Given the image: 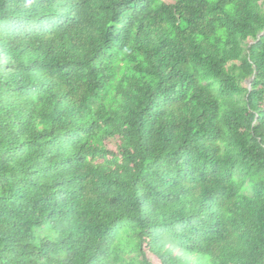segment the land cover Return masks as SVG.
<instances>
[{
    "label": "trees",
    "instance_id": "obj_1",
    "mask_svg": "<svg viewBox=\"0 0 264 264\" xmlns=\"http://www.w3.org/2000/svg\"><path fill=\"white\" fill-rule=\"evenodd\" d=\"M0 264H264V0H0Z\"/></svg>",
    "mask_w": 264,
    "mask_h": 264
},
{
    "label": "rangeland",
    "instance_id": "obj_2",
    "mask_svg": "<svg viewBox=\"0 0 264 264\" xmlns=\"http://www.w3.org/2000/svg\"><path fill=\"white\" fill-rule=\"evenodd\" d=\"M162 1H164L166 3H174L175 2V0H162ZM242 85H243V87H246L248 85V82H244Z\"/></svg>",
    "mask_w": 264,
    "mask_h": 264
},
{
    "label": "water",
    "instance_id": "obj_3",
    "mask_svg": "<svg viewBox=\"0 0 264 264\" xmlns=\"http://www.w3.org/2000/svg\"><path fill=\"white\" fill-rule=\"evenodd\" d=\"M250 83H251V82H250V81H248V85H247V87H249V86H250Z\"/></svg>",
    "mask_w": 264,
    "mask_h": 264
}]
</instances>
